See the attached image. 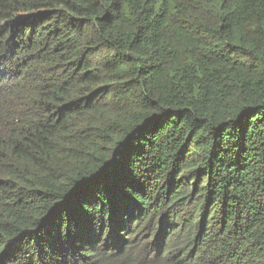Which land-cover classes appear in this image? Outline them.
<instances>
[{"label": "trees", "instance_id": "1", "mask_svg": "<svg viewBox=\"0 0 264 264\" xmlns=\"http://www.w3.org/2000/svg\"><path fill=\"white\" fill-rule=\"evenodd\" d=\"M0 264H264V0H0Z\"/></svg>", "mask_w": 264, "mask_h": 264}]
</instances>
